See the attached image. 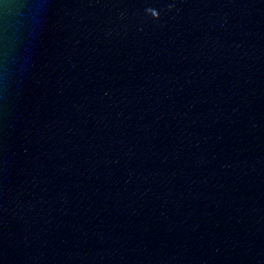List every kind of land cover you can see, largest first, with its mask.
<instances>
[{
	"label": "water",
	"instance_id": "water-1",
	"mask_svg": "<svg viewBox=\"0 0 264 264\" xmlns=\"http://www.w3.org/2000/svg\"><path fill=\"white\" fill-rule=\"evenodd\" d=\"M0 264H264V0H0Z\"/></svg>",
	"mask_w": 264,
	"mask_h": 264
}]
</instances>
